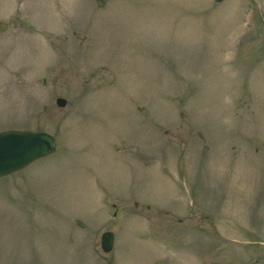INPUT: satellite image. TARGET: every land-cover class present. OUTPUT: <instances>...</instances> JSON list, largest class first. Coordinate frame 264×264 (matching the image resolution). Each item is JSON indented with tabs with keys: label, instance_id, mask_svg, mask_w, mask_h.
Here are the masks:
<instances>
[{
	"label": "rangeland",
	"instance_id": "1",
	"mask_svg": "<svg viewBox=\"0 0 264 264\" xmlns=\"http://www.w3.org/2000/svg\"><path fill=\"white\" fill-rule=\"evenodd\" d=\"M0 18V129L56 140L0 177V264H264V0Z\"/></svg>",
	"mask_w": 264,
	"mask_h": 264
},
{
	"label": "water",
	"instance_id": "2",
	"mask_svg": "<svg viewBox=\"0 0 264 264\" xmlns=\"http://www.w3.org/2000/svg\"><path fill=\"white\" fill-rule=\"evenodd\" d=\"M4 26L5 24L0 21V29L4 28ZM56 102L59 105H64L66 99L60 96L56 98ZM22 139L26 140L23 141ZM16 141H19L22 150L13 158L8 159L4 153H0V176L27 166L32 161L54 152L56 148L55 138L46 131L27 128L0 130V149L6 146H12L16 144ZM100 242L104 251H110L114 242V233L110 230H104Z\"/></svg>",
	"mask_w": 264,
	"mask_h": 264
},
{
	"label": "bare ground",
	"instance_id": "3",
	"mask_svg": "<svg viewBox=\"0 0 264 264\" xmlns=\"http://www.w3.org/2000/svg\"><path fill=\"white\" fill-rule=\"evenodd\" d=\"M22 140L25 141L26 139H22ZM15 143L16 144H14L12 146H6V147H3L2 149H0V150H2V151H0V153H4L6 155V158H8V159L13 158L16 154H18L22 150L21 144H19V141H16ZM9 152H11V153L6 154Z\"/></svg>",
	"mask_w": 264,
	"mask_h": 264
},
{
	"label": "flooded vegetation",
	"instance_id": "4",
	"mask_svg": "<svg viewBox=\"0 0 264 264\" xmlns=\"http://www.w3.org/2000/svg\"><path fill=\"white\" fill-rule=\"evenodd\" d=\"M5 26H6V24H5ZM5 26H4V27H5ZM33 28H34V27H33Z\"/></svg>",
	"mask_w": 264,
	"mask_h": 264
}]
</instances>
